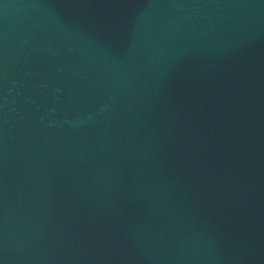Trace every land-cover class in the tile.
I'll list each match as a JSON object with an SVG mask.
<instances>
[{
    "label": "water",
    "instance_id": "water-1",
    "mask_svg": "<svg viewBox=\"0 0 264 264\" xmlns=\"http://www.w3.org/2000/svg\"><path fill=\"white\" fill-rule=\"evenodd\" d=\"M0 264H264V0H0Z\"/></svg>",
    "mask_w": 264,
    "mask_h": 264
}]
</instances>
